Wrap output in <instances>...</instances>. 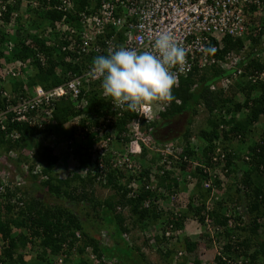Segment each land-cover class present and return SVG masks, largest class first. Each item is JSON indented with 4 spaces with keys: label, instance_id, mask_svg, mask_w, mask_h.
Segmentation results:
<instances>
[{
    "label": "trees",
    "instance_id": "16d2710c",
    "mask_svg": "<svg viewBox=\"0 0 264 264\" xmlns=\"http://www.w3.org/2000/svg\"><path fill=\"white\" fill-rule=\"evenodd\" d=\"M21 1L5 6L3 16L5 24L10 22L12 11H19ZM36 1L39 7H43L36 12L42 20V25L48 23L54 27V23L61 19L62 13L48 8L46 0ZM56 1L47 2H49L48 5L53 6ZM85 2L86 0H82L80 4L83 5ZM17 19L18 17L16 22ZM260 22L262 23L259 32L255 36H248L250 44L247 57L235 68L225 70L217 65H211L200 71L194 70L186 78L180 79L179 86L172 88L173 99L169 100L165 111L160 114L159 121L152 126L154 135L151 137L152 140L163 144L169 140L174 141L173 139L176 138L174 134L167 137L162 135L161 130L168 127L169 123L175 122V119L186 115L185 118L182 117L184 122L180 128H182L183 140L181 141L185 145L187 161L183 162L180 155L175 169L181 172L186 168L191 169L192 176L199 178L200 182L195 184L188 198L186 210L179 209L178 218L173 214L166 216L168 223L172 224L174 229H180L185 227L183 222L190 215L201 223L205 217H208L212 224L221 228L227 239L228 243L224 247L226 252L233 251V257L243 255L252 261L256 260L264 264V240L258 242V237L264 234V131L259 137L250 140L253 137L251 135L253 126L264 115V82L251 83L247 80L249 75L258 74L264 68V46L261 38L264 31V19H260ZM27 36L29 35L25 34V38H28ZM7 38L8 33L0 30V44H5ZM31 40L35 49L37 47L36 52L46 57L44 65L36 58H30L33 54L35 56V50L21 40H18L11 59L22 61L31 59L32 70L27 76V86L40 85L44 88L58 86L62 83L60 76L67 70L78 69L65 63L63 56L54 53V48L47 47L44 40L37 35L31 36ZM243 45L244 42L241 39L233 40L224 37L221 48L212 55L218 60H224L232 52L235 54L241 52ZM59 66L62 74L57 76L55 70ZM238 69L242 71L229 87L226 90L221 88V80L232 78V73ZM22 87L23 83L20 80L10 81L12 92H20ZM107 104L100 97L99 91L93 90L88 97L87 109L98 113V110H105ZM201 107L207 113L204 120L206 127L198 128L193 132L191 128L194 124L193 116L198 114ZM74 114L73 107L67 99L58 101L54 112V119L59 128L58 134H62L64 130L61 127ZM132 117L127 112L123 113L114 127L119 132L126 130ZM29 123L30 120L23 125L15 124L14 127L21 133V137L17 140H3L0 135V148L5 152L23 149L29 151L35 146L31 168L36 164L41 165L42 174L47 178L40 180L36 175L29 177L32 188L24 192L23 207L17 208L10 203V200L18 193L17 188L10 190L7 187L6 194L0 196V236L3 241L0 264H50V259L57 255L61 256L65 263L69 262L70 255L75 256L76 258L72 261L74 264H152L147 262L142 248L135 247L136 243H133L134 240L131 237L133 225L139 229L137 238L140 239L147 234L151 225L160 226L165 221V217L161 216V211L156 208V204H151L152 200L155 201L159 196L155 189L148 186L150 184L149 166H142L145 169L139 174L137 182L141 184L136 189L127 188L132 177H129L124 185H116L117 174L121 173H117L116 169L109 171L107 183H99V185L114 189L116 194L101 200L94 195L93 185L96 183L90 173L83 177L79 172L80 169L87 168L90 162V155L85 151V147L81 143L77 144L75 168L69 170L65 178H58L53 173L57 164L56 157L53 156L50 147L32 143L42 132ZM191 137L199 142L200 146L198 145L196 150L189 144ZM66 138L73 139V132L66 135ZM249 141L250 145L247 144ZM199 148L201 151H197ZM217 149H220L218 154ZM221 152L223 158H221ZM143 156H146V153ZM214 156L216 160H213ZM191 159L199 162L198 168H191L192 164L188 163ZM22 160L24 159L21 158L19 162ZM25 161H27L26 158ZM154 161V158H150V162ZM213 171L218 173L213 175L211 173ZM171 174V172H165L164 177H159L156 186L162 187L167 181L168 184L164 187L170 189L169 183H173L174 191L185 189L186 184H181L179 187L176 178L171 177ZM203 180H210L218 189L215 193L217 199L214 200L210 210H207L204 204L209 192L200 188ZM38 188L43 194L52 197V202H45L43 197L35 196L33 193ZM20 200L23 199L20 198ZM55 200L62 204L55 203ZM147 202L150 203L149 206H145ZM64 203H69L73 207L63 205ZM123 208H127V212L133 218L132 221L120 212L119 209ZM243 217H247V224L243 221ZM228 222L232 225L228 226ZM124 234L128 235V238L123 237ZM158 235L151 233L146 239L152 237L161 242L172 238ZM196 245L194 242L187 243L185 250L188 255L193 254ZM27 247L39 250L34 259L31 258L32 260L29 261L25 259ZM87 252L93 256L94 260L85 256ZM162 253L164 259L171 255L170 250L162 251ZM193 264H200V261L194 259ZM216 264L226 263L217 257Z\"/></svg>",
    "mask_w": 264,
    "mask_h": 264
},
{
    "label": "built area",
    "instance_id": "2783aa9c",
    "mask_svg": "<svg viewBox=\"0 0 264 264\" xmlns=\"http://www.w3.org/2000/svg\"><path fill=\"white\" fill-rule=\"evenodd\" d=\"M17 1L0 0V30L8 33L7 42L0 44L1 137L3 140L19 139L21 133L14 127L15 124L23 125L30 120L29 125L42 132L37 138L45 136L47 139V142L44 140L42 145L53 148L55 137L59 138L57 137L59 128L54 119V112L58 101L67 99L75 113L61 127L66 135L73 132V139L66 140L70 147L68 151L71 156H76L75 145L81 143L90 155L88 167L80 169V175L86 177L90 173L96 184H106L109 171L114 169L124 171L132 177L130 183L133 186L132 189L137 188L134 186L139 174L144 169L142 168L144 162L140 158L143 149L149 155L163 156L158 163L151 164V168H157L159 165H165V168L172 167L171 161L166 160L165 156L176 153L174 156L176 158L183 150V148H177L172 144L162 149L161 144H157L151 137L154 135L152 126L159 121L160 114L165 111L169 100H154L141 105L136 111L127 110L124 106L113 102L102 94L101 78L93 76L89 71L93 58L98 55H107L110 48L118 46L146 48L156 33L169 31L186 49L184 64L173 68L177 81L173 88H177L180 79L186 78L194 70L200 71L211 65H217L225 70L235 68L239 62L246 58L245 53L249 50L250 44L248 36H255L259 32L262 23L260 19H264V0H86L83 5L80 4L82 0H57L53 6L48 5L47 1L49 0H46V6L61 12L62 17L54 23V27L45 23L39 34L35 35L44 40L47 47H53L54 53L63 56L62 59L65 63L78 69L76 71L75 69L67 70L60 76L62 83L58 86L44 88L34 85L29 87L26 84L27 76L31 74L32 70L31 59L36 58L44 65L46 57L44 54L36 52L37 47L35 49L31 36L25 38L13 31L12 22H15L18 17L17 12H11L8 24L3 22L5 6L13 5ZM23 3H25V10L26 7L32 8L33 14L43 9L38 6L36 0H22L21 6ZM224 37L243 40L244 45L241 52L238 54L232 52L224 60H218L213 57L212 53L208 54L203 50L213 47L217 51L221 48ZM261 38L264 46V31ZM17 39L33 48L35 56L33 54L31 59L25 61L11 60L16 50ZM243 65L245 66L246 62ZM60 69L59 66L55 70L57 76L62 74ZM241 71V69L234 71L232 78H223L220 87L226 90ZM17 79L23 83V87L20 92L14 93L10 89V81ZM247 80L251 83L264 82V68L258 74L249 75ZM93 90H98L100 97L108 103L105 110H98V113L95 110L87 109L88 97ZM126 112L133 117L127 124L126 130L119 132L114 125ZM125 138L129 140L128 144L125 142ZM190 141V146L196 150L199 145H197V140L190 138ZM34 151L35 146L31 147L29 151L23 149L5 152L2 150L0 155V196L6 194L7 187L10 190L21 187L25 183L26 177L36 175L40 180L47 178L42 174L41 165L36 164L31 168ZM197 151H201L200 148ZM219 152L220 149H217L216 153ZM21 158L24 160L19 162ZM221 158H223L222 152ZM183 159L186 160V157ZM213 160H216V156L213 157ZM211 173L216 175L218 172ZM12 174L16 175L14 180L10 179ZM152 176L150 173L148 186L155 189L159 196L152 202L157 204L156 208L165 217L164 222H167L163 234L166 238L172 237L175 240L178 236V229H174L172 224L168 223L166 216L173 214L178 218V210L186 209L188 201L184 202L187 199L183 197L182 192H170L166 188H158L155 181L153 183ZM197 182V178L191 176L190 171L186 170L185 175L178 180V186L186 183L188 187L194 188ZM131 186H129L130 189ZM201 186L203 191L209 192L204 204L205 208L210 210L214 200L217 199L215 193L218 192V189L210 180H203ZM164 197L168 198L170 207L163 208L161 199ZM10 203L17 208L23 207L24 197L17 193ZM149 204L147 202L145 206H149ZM195 222L194 232L198 236L204 235L205 237L207 235L212 242L216 240L223 242L226 239L221 228L212 224L208 217H205L202 223L195 218ZM231 225L232 223L228 222V226ZM127 236L123 235L125 238ZM226 242L227 239L219 248L222 253L228 243ZM2 245L3 241L0 236V250ZM221 254L218 253V256L226 264H260L247 256L228 258ZM90 259L94 260L92 255H90ZM58 263H62V257L58 259Z\"/></svg>",
    "mask_w": 264,
    "mask_h": 264
},
{
    "label": "clouds",
    "instance_id": "9594fccd",
    "mask_svg": "<svg viewBox=\"0 0 264 264\" xmlns=\"http://www.w3.org/2000/svg\"><path fill=\"white\" fill-rule=\"evenodd\" d=\"M76 3L78 4V2ZM203 50L208 54L215 52V48L213 47H207L204 48ZM246 54L247 51L245 55ZM185 57H186V49L177 40V38L169 31H161L156 33L154 37L151 38L150 45L146 48L136 49V48H129L126 46H118L116 48H110L108 50L107 55L95 56L91 61L89 71L93 76H99L101 78V89H102V94L104 96L109 97L113 102L124 106L129 111H136L141 105L152 102L154 100L173 99L172 88L175 86L177 82L176 73L173 71V68L182 66L185 62ZM170 124L173 123H169L168 127L163 128L161 130L162 135H166L167 137L171 136V133L169 131ZM181 133H179L180 135H175V134L173 135L174 137H176L175 139H173L174 141L169 140V142H166L164 144L157 142V144H161L160 147H162V149H165L167 146H170V144L176 146L177 148L179 147L183 148L182 150L183 153L180 152L176 156V158H174L176 153L167 154L165 156L166 160L171 161L172 167L165 168L164 167L165 165L164 166L159 165L158 167H162L161 169H159L158 167L153 168L154 171L151 172V164L158 163V161L161 158H163V156L157 154L149 155L148 153H146V156L149 155V159L150 158L155 159L153 163L152 162L150 163V166L148 168L150 169V173H152V175H155V177L158 179L157 181L155 179V184H158L159 177L165 176V172H171L172 173L171 177L173 178L175 177L178 182V180L181 179V176L183 177L185 175L186 170L189 171L191 170L186 168V170L181 172L175 169L177 168L176 165L180 159L178 158L180 157V155L183 162L187 161V158L186 160L183 159L184 157H186V154L184 152L185 149V145L183 144L184 142L181 141L183 140L181 137ZM66 140L67 138H65V142ZM125 141L128 144L129 140L125 138ZM190 142L191 141H189V143ZM196 142L198 145L199 144L198 140ZM77 149H78V145L76 144L75 151H77ZM143 154H145L144 149L140 155L141 159ZM73 163H75V165L73 166L72 169H74L76 166V160ZM188 163L192 164L191 168H198L199 162L196 159H191V161H189ZM121 172L126 173L124 171H117V173H121ZM126 174L129 179L130 177L129 174L128 173ZM197 180L198 182L196 184L200 182L199 178H197ZM182 182L184 183L183 180ZM166 184H168L167 181L164 182V186ZM169 184H170V189L164 186L162 187L160 186L158 188H166L170 192H176L174 191L175 187L173 186V183H169ZM186 188H188L187 184H186ZM200 188L202 189L201 183H200ZM185 189L177 192L183 193ZM164 198L168 200L167 197ZM151 204H154V202H152ZM187 223L185 221L183 222V224L185 225H187ZM135 245L139 246L137 244ZM142 251L147 257V252H145V248H142ZM153 260H154L153 258L149 259V262L154 264L152 262ZM62 262H64L63 258H62Z\"/></svg>",
    "mask_w": 264,
    "mask_h": 264
},
{
    "label": "rangeland",
    "instance_id": "374dc122",
    "mask_svg": "<svg viewBox=\"0 0 264 264\" xmlns=\"http://www.w3.org/2000/svg\"><path fill=\"white\" fill-rule=\"evenodd\" d=\"M17 14H18L17 22L16 21L12 22V27H13L12 29H13V31H16L15 33H17L18 35H22L24 37H25V34H28L29 36H35V34H39L40 29H42V27H43V25L41 24L42 20L38 17V15L35 12L33 14L32 8L29 9L26 7V10H25V3H23V5L19 9V11H17ZM29 18H31V19H29ZM34 32H36V33H34ZM29 36H27V37H29ZM17 40H19V39H17ZM240 99H241V97H240ZM242 100H243V97H242ZM240 115H242V114H240ZM185 116L186 115L181 116L180 117L181 119L180 118L175 119L174 120L175 122H173V124H170V127H169L170 130L169 131H170L171 135L172 134L180 135L179 133L182 132V128H180V127H181V125H183V122H184V119L182 117L185 118ZM206 117H207V113L204 110V108L201 107L198 111V114L193 116V123L194 124H193V126H191V128L193 129L192 130L193 132L197 131L198 128L206 127V124L204 123V120ZM177 123H178V125H177ZM65 133L66 132L62 131V134L60 133L59 136H57L59 138L55 137L56 141H54L53 148H51L53 156H55L57 159L56 168H54L53 173L58 178H65L67 176V173L69 172V170H71L73 168V166L75 165V163H73L75 161V159H73V158H75L76 156H71V154L69 155L68 150L70 147L65 142V138H66ZM44 140H45V142H47V139L45 138V136L44 137L42 136L39 138L36 137V140L34 142L32 141V143H34L36 145H38V143L42 144V142ZM75 153H77V151H75ZM1 154H2V149L0 148V155ZM71 159H73V160H71ZM142 160L144 162L143 165L150 166L151 162L149 159V155L142 157ZM153 171H154L153 168H151V172H153ZM152 177H153L152 178L153 183H154L155 179H156V181L158 180L155 177V175H153ZM14 178H16V175L12 174L10 179L14 180ZM28 178L29 177H26L25 183L17 189V192L20 193L21 196L24 198H25L24 192L29 190L30 188H32L30 179H28ZM181 178H182V176H181ZM127 179H128L127 174L121 172V174L117 175L116 185H124ZM130 183H131V180L127 184L128 189L130 188L129 186H131ZM139 184H141V182H137L134 187L138 186ZM131 188H133V186H131ZM93 191H94V195L101 200L106 198V197H109V196L116 194L114 189L106 188L104 186H100L99 184L93 185ZM192 192H193V190L191 187H188L184 190L183 197L187 199L184 202L188 201V198ZM33 194L35 196L43 197L45 202H52V200H53L52 197H49L48 195L43 194V192L40 191L39 188L37 190H35V192ZM196 194H197V192H196ZM163 199H164V201H163ZM163 199H161L162 203H163V208L165 206L170 207L168 200L166 198H163ZM206 199L204 201H206ZM115 200H116V198H115ZM55 203L62 204L60 201H57V200H55ZM65 204L66 203H64L63 205H65ZM66 205L68 207H71V208L73 207L69 203H67ZM81 209H83V207H81ZM238 209L242 210L241 207H238ZM119 210H120V212L123 213L124 217L131 219V221H132L133 218L131 217L129 212H127V208H123V209H119ZM182 210H186V209L183 208ZM243 219H244L243 221L247 224V222H248L247 217H243ZM185 222L186 223L188 222V224L189 223L192 224V228L188 229L189 232L186 231V225L183 224V225H185V227H182V228L177 230L178 236L175 240L173 238H171L168 241L163 240L161 242H158V240H155L152 237L148 238V239H146V238L149 237L151 233L152 234H159L158 236H163L162 233L165 231V228H166L165 222H162L160 226L151 225L147 231V234L143 235L142 236L143 238H140V239H139V237L137 238L138 233H139V231H138L139 229H137L136 225H133V226H132V224H129V225L132 226L131 230L133 232H131L132 233L131 237L134 240L133 243L135 242L137 245L141 246L142 248H145V252H147V257H146L147 262H149V259L153 258L155 261L154 262L155 264H193V260L198 259L200 261V264H215L216 258L219 257L218 253H220V254L222 253L219 250V248L221 247L223 242L226 241V239H224L223 242H220V240H216L215 242H212V240L209 237H207V235H205V237H204V235L198 236L194 232L195 226H196L195 217H193L191 215L187 217ZM188 236L191 238H189ZM263 240H264V234L262 236L258 237V242H263ZM188 242H194L197 244L196 249L193 251L192 255H188L186 250H185V247H186ZM135 247H137V246L135 245ZM26 250H27V252H26L25 259L27 261H29L31 258L34 259L35 255L39 252L38 249L30 248V247H27ZM166 250L167 251L170 250L171 255L164 259L162 251L165 252ZM85 256L90 257L88 252L86 253ZM221 256H223V257L229 256L232 258L233 253L224 251L221 254ZM150 257H152V258H150ZM75 258H76L75 256L70 255V257H69L70 260H68L69 262L68 263L62 262L61 264H74L72 261ZM58 259H59V255L51 258L50 264H59Z\"/></svg>",
    "mask_w": 264,
    "mask_h": 264
},
{
    "label": "crops",
    "instance_id": "0c3cea01",
    "mask_svg": "<svg viewBox=\"0 0 264 264\" xmlns=\"http://www.w3.org/2000/svg\"><path fill=\"white\" fill-rule=\"evenodd\" d=\"M253 131H252V138L250 139L252 141L253 138L255 137H259L260 134L264 131V115H262L259 119V121L257 123H255V125L253 126ZM250 145V141L247 143ZM243 147V146H242ZM56 168V167H55ZM192 228V224L191 223H187L186 225V231L189 232L188 229ZM189 234V233H188ZM189 237V236H188ZM191 238V237H189ZM153 263L155 262L154 260L152 261Z\"/></svg>",
    "mask_w": 264,
    "mask_h": 264
}]
</instances>
